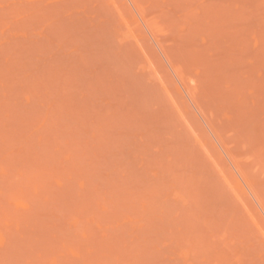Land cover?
<instances>
[{
    "label": "rangeland",
    "instance_id": "1",
    "mask_svg": "<svg viewBox=\"0 0 264 264\" xmlns=\"http://www.w3.org/2000/svg\"><path fill=\"white\" fill-rule=\"evenodd\" d=\"M0 264H264V0H0Z\"/></svg>",
    "mask_w": 264,
    "mask_h": 264
}]
</instances>
